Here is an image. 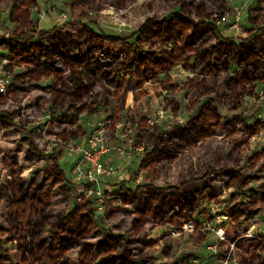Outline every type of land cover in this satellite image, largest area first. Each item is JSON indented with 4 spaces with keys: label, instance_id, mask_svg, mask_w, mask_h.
<instances>
[{
    "label": "trees",
    "instance_id": "1",
    "mask_svg": "<svg viewBox=\"0 0 264 264\" xmlns=\"http://www.w3.org/2000/svg\"><path fill=\"white\" fill-rule=\"evenodd\" d=\"M37 3L38 0H0V11L3 6L11 5L9 21L14 31L3 41L11 61L10 70L25 68L14 77L21 85L13 84L6 96L0 95V101L13 100L19 104L32 90L41 89L40 82L47 78L54 82L46 91L60 96L67 82L86 80L87 72L100 59L114 62L111 77L117 93H121L122 105L128 92L142 89L176 66L195 74L187 87L193 93L190 103L196 112L186 124L174 125L170 131L147 127L138 132L137 145L146 143L151 148L142 164L150 179L166 174L179 157L215 136L229 121L222 108L239 111L244 100L256 97L258 85L264 84V0H257L249 8V23L256 32L240 38L239 44L215 37L217 23L223 16L212 11L224 9V0H144L139 5L144 9L143 20L136 26V34L127 38L95 31L84 20L108 8L133 10L136 0H70V20L43 30H37L31 15ZM175 7L179 10L175 11ZM134 37L137 46L130 43ZM160 84L173 93L181 89L169 77ZM166 102L168 106L174 103ZM178 110L177 105L175 112ZM0 117L12 123L3 107ZM261 129L259 121L243 126L241 136L225 156L237 185L246 186L257 179L256 174L244 175L241 162L246 159L244 147ZM72 133L71 139L80 136ZM28 143L33 151L34 144L29 140ZM53 155L38 160L31 177H27L19 157L0 154V264H9L11 260L14 264H157L144 253L155 243L139 240L137 243L141 245L135 248L134 241L139 239L135 234L129 239L108 235L85 246L73 259L62 262L70 250L91 236L96 216L89 202H83L71 212L55 206L59 186L67 180ZM255 158L264 168L260 154L248 161ZM200 181L206 182L202 190L198 188ZM209 182H212L209 170L201 178L180 181L172 188H157L150 181L134 191H121V200L127 205L150 191L135 209L136 220L149 222L151 227L163 223L180 229L199 213L205 201L218 200L219 194L210 188ZM106 210V213L110 210L107 217L114 214L110 205ZM236 239L233 236L230 242ZM8 244L13 247L10 251L5 248ZM233 257L240 264H264L263 239L237 241ZM165 264H178V261Z\"/></svg>",
    "mask_w": 264,
    "mask_h": 264
},
{
    "label": "rangeland",
    "instance_id": "2",
    "mask_svg": "<svg viewBox=\"0 0 264 264\" xmlns=\"http://www.w3.org/2000/svg\"><path fill=\"white\" fill-rule=\"evenodd\" d=\"M69 1L39 0V3L31 9L37 30L52 29L68 22ZM143 1L136 0L137 5L133 10L115 11L108 8L101 14L92 13L91 17L84 21L93 30L105 35L131 37L136 34V26L143 20L144 9L139 8ZM256 3L257 0H224V9L214 8L212 12L222 13L223 17L228 13L226 20L217 23L218 32L215 37L231 39L239 44L240 38L254 34L256 30L249 23V8ZM174 10L178 11L179 8L175 7ZM10 11L11 5L3 6L0 11V46L14 31L9 21ZM238 17L239 26L233 28ZM215 37L211 39L212 43L215 42ZM135 40L136 37L130 43L136 44ZM254 40L258 42L259 39L255 37ZM144 48L146 49L141 47ZM113 67V60L100 59L87 72L86 80L67 82L60 96L51 95L46 91L45 88L54 82L52 78H47L40 82L41 89L32 90L19 104L13 100L0 101V108L3 107L9 113L12 122L0 117V154L19 157L24 164V175L27 177H31L38 160L54 154L53 158L58 160L66 178L70 179L71 164L76 155L65 152L61 156L59 152L64 146L55 141L70 143L72 132L88 136L92 124L98 125L110 121L109 140L114 139L115 133L119 132L125 134L124 143L128 148L131 146L138 148L140 128L148 127L160 132L170 131L174 125H185L196 112V108L190 103L193 93L187 87V82L195 76L190 69L182 66L174 67L168 74L146 83L142 89L128 92L122 105L121 93H117L111 77ZM24 71V67H13L10 70L13 84L21 85L15 82L14 77ZM167 77L181 89L174 93L164 90L160 82ZM262 89H264L263 84H259L258 93ZM116 94L118 97L115 96ZM170 100L174 103L168 106L166 101ZM177 105L179 110L175 112ZM222 112L229 118L225 127L217 131L215 136L179 157L166 174L150 179L149 171L140 167V156L147 155L151 148L144 143L142 152L135 150L127 180L121 181L117 176L107 180L114 198L109 200L106 198L101 210L100 205L95 204V200L83 201L91 203L97 212L92 234L70 250L62 262L73 259L85 246L108 235H123L129 239L135 234L139 238L134 241L135 248L141 245L137 243L139 240L155 243L146 248L144 253L152 256L157 264L174 260H177L178 264H188L193 259L206 260L207 264H240L239 260L233 257L237 241L259 237L264 241V168L260 164L261 161L256 158L253 162L248 161L255 154H260L261 160L264 159V143L254 137L249 141L248 146L244 147L246 159L241 162L242 172L244 175H257V179L247 183L246 186L236 184L225 156L231 151L234 141L241 136L243 126L254 124L262 115L264 120V100H260L257 96L246 98L239 111L231 112L227 108H222ZM48 133L51 135L47 136ZM28 140L34 144L33 151H30ZM75 141H72L71 145ZM114 161L119 169L124 168L123 165L126 164L117 157ZM207 170L210 171V179H212V182H209L210 188L218 192L219 198L215 201H205L199 213L195 214L192 220L184 223H193L195 228L193 232H181L184 224L180 229H174L168 224L162 223L151 227L149 222L137 221L135 209L150 195V191H146L127 205L122 203L121 191H134L138 186H144L150 181L157 188H172L178 186L180 181L201 178ZM67 183L59 186L60 190L54 204L71 212L83 202H78V187ZM205 184V181H200L198 188L202 190ZM109 205L114 210V214L107 217L110 210L106 213V208ZM233 236H237V239L236 242L231 243L230 238ZM5 248L10 251L13 247L8 244ZM9 264H14V261L11 260Z\"/></svg>",
    "mask_w": 264,
    "mask_h": 264
},
{
    "label": "built area",
    "instance_id": "3",
    "mask_svg": "<svg viewBox=\"0 0 264 264\" xmlns=\"http://www.w3.org/2000/svg\"><path fill=\"white\" fill-rule=\"evenodd\" d=\"M227 18L228 13L224 15L223 21ZM242 19L244 20V16ZM239 20L240 18L238 17L235 24H233V28H238ZM10 64L8 51L0 47V95L3 96H6L13 86ZM256 96L263 101L264 89L259 93L257 91ZM259 119L263 124V115ZM110 126V121L99 123L98 125L92 124L90 133L86 138L75 141L73 145H69L65 150V152L76 155L73 164H71L69 183L78 187V189L76 188L77 192H79L78 202L95 200V204L100 205V210L106 198L107 200L114 198L107 180L117 176L121 178V181H126L129 169L133 165V152L135 150L141 151V148L133 146L128 148L125 145V134L116 132L115 138L109 140L108 128ZM116 127L118 128L119 126ZM257 139L264 143V129L260 131ZM116 157L125 161L124 168H117L114 161ZM96 214L97 212L95 211ZM194 230L193 223H189L182 226L181 232H193ZM206 262V260L193 259L188 264H207Z\"/></svg>",
    "mask_w": 264,
    "mask_h": 264
},
{
    "label": "flooded vegetation",
    "instance_id": "4",
    "mask_svg": "<svg viewBox=\"0 0 264 264\" xmlns=\"http://www.w3.org/2000/svg\"><path fill=\"white\" fill-rule=\"evenodd\" d=\"M32 15V14H31ZM8 37V36H7ZM0 47H2L3 49H5L6 51H7V49H6V47L2 44V46H0ZM51 118L49 117V120H50ZM259 122H261L260 121V119L258 120ZM262 124V123H261ZM84 128V127H83ZM85 130H86V128H84ZM262 129H264V125L262 124ZM261 129V130H262ZM260 130V131H261ZM260 133V132H259ZM258 133V134H259ZM258 134L255 136V138H257V136H258ZM50 134L48 133L47 134V136H49ZM46 136V137H47ZM87 137V134H85V136L83 135V134H81L79 137H77L76 139H72L71 140V142L72 141H77V140H81V139H83V138H86ZM254 138V137H253ZM53 141H55V140H53ZM71 142L70 143H66V142H62V140H57V141H55V143H58V144H61V145H63L64 146V149H62V151H60L59 152V154L61 153V156L65 153V150H66V148L69 146V145H71ZM144 144V143H143ZM142 146V145H141ZM141 146H139L138 148H141V152H142V149H143V146L141 147ZM51 153H53V152H51ZM145 156L146 155H143V154H141V156H140V158H141V160H140V167H142V164H143V161H144V158H145ZM61 168V167H60ZM145 169V168H144ZM62 170V169H61ZM66 180H67V182H69V179H67L66 178ZM68 184V183H67Z\"/></svg>",
    "mask_w": 264,
    "mask_h": 264
},
{
    "label": "crops",
    "instance_id": "5",
    "mask_svg": "<svg viewBox=\"0 0 264 264\" xmlns=\"http://www.w3.org/2000/svg\"><path fill=\"white\" fill-rule=\"evenodd\" d=\"M38 3H39V0H38Z\"/></svg>",
    "mask_w": 264,
    "mask_h": 264
}]
</instances>
